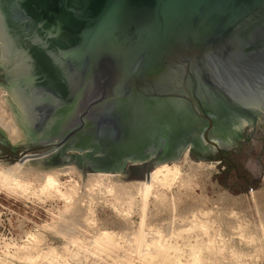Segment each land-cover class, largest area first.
I'll list each match as a JSON object with an SVG mask.
<instances>
[{
    "label": "water",
    "instance_id": "water-1",
    "mask_svg": "<svg viewBox=\"0 0 264 264\" xmlns=\"http://www.w3.org/2000/svg\"><path fill=\"white\" fill-rule=\"evenodd\" d=\"M0 66L20 137L12 157L21 163L73 164L83 180L93 172L143 181L189 148L194 162L221 160L210 177L213 189L237 195L259 184L264 0H0ZM214 104L253 121L242 117L241 138L228 149L214 130ZM30 114L60 135L35 138L17 120ZM190 118L201 124L204 146L226 150L202 159L186 145L163 159L166 132ZM147 144L153 147L147 157L133 155ZM96 148L132 157L115 172L68 160Z\"/></svg>",
    "mask_w": 264,
    "mask_h": 264
},
{
    "label": "rangeland",
    "instance_id": "rangeland-1",
    "mask_svg": "<svg viewBox=\"0 0 264 264\" xmlns=\"http://www.w3.org/2000/svg\"><path fill=\"white\" fill-rule=\"evenodd\" d=\"M6 96L7 92L0 87V118L2 119V117H6V120L11 121L12 119V121L15 122L12 112L5 102ZM16 145L17 144L14 145L9 141H6L4 147L0 145V165L8 168L10 165L16 162L21 163L12 157L11 148L13 150ZM188 153L189 148H186L180 159L162 163L153 168L155 169L157 167H160L161 165L168 164L170 167H177L179 171L173 183H171L168 187L158 186V190L153 191V194H155L157 198L151 196L149 198L147 206V223H151H149V226H153L152 230L156 232L159 231V233L161 234H165V232H167L164 240L166 242L169 241L179 246V249H171L167 253L169 255V259L166 262L163 259V253H159L152 258L146 257L145 259H141L136 251L133 252L131 248H129V245L125 242L126 236L128 235V232L135 234L140 222V207L137 201L138 199L133 200V203H128L123 199L116 197L115 195H112L110 193L108 194L107 190L105 189L107 186H113L115 189H117L121 188L124 185H133L141 180L116 182L114 179H112V177L119 176V174L93 172H85L83 180L82 174L75 168V166L73 164H69L67 166L52 169H39L29 165H21V169L23 167H25L23 168V170L27 169V171L24 172L23 176L28 174L30 176V182L32 183H35L34 177H36V175L32 174L33 172L31 170L38 172H53L55 179L61 186L66 187L72 186V184H77L80 187L81 192H84L87 188V185L89 184L88 187L93 191L97 198L95 197L96 200L85 199L82 207H84V209L86 210H84V217L87 219V221H89V219L91 220V222L93 221L92 223H90L91 225L89 224L90 226L88 225L83 229L78 230L76 234L71 236L62 237L59 235H53L45 229V226L46 224L52 226L54 224V220H57L58 213L63 210V203L61 201L46 200L42 202L32 197H30L29 199H24L9 195L5 192H1L0 264H31L30 262L22 261L21 259H19L20 257H22L24 250H30V248H33L31 249L33 250V252L36 251L34 252V254H36L37 256H35V261L37 264L46 263V256L49 255L50 252L55 253L59 257H62L65 260L66 264H178V262L186 264L190 262V247L188 245H193L196 242L203 243L207 240V238L200 231H197V229L181 232L180 236H172L171 231L173 230V228L171 227V224L173 225L174 223L176 225V223H180V220H178L180 219L179 216L184 214L189 215V213L192 211V208H195L196 203L200 202L203 203V205L208 209L210 208V206H212L211 203L214 202V207H216L214 214L216 215L215 217H218L219 219H223L224 217L225 219L232 221L236 220L237 222L241 223V221L243 222V220L239 219V217L235 215L236 212H238L241 213V215L243 214L244 217L246 216L251 224L258 225L260 222L259 220L261 219L260 212L256 213L257 210H255V207L253 206L250 193L251 191L259 190V195L257 196V207L258 209L261 206L264 207V165L262 166L259 184L255 189L251 191H245L237 195H232L224 187L213 189L211 186L210 177L218 173V170L215 168V166L220 164L221 160L209 162H202L198 160V162H194L189 158ZM194 163L202 165L203 168H201L202 170H198L196 173H190V164ZM67 167H72L73 170H68L67 172H65L66 169H68ZM23 170L20 171L22 172ZM99 174L106 175V178H104L101 183L96 182L98 180L97 175ZM37 185L38 184L35 183V186ZM160 190L164 192V195H166L164 196V198L158 197L159 192H161ZM129 191H131V193L134 192L132 188ZM132 196L136 197L134 193ZM169 196L172 198V200L171 198H169ZM165 199H170L172 204L170 201V203H164ZM210 201L211 203H209ZM170 204L174 206H171ZM158 205L160 208L158 207ZM155 207H158L159 209ZM262 207L261 209H263ZM261 209L259 210L261 211ZM224 210L225 212H228L225 213ZM84 222L85 220L81 221L82 224ZM167 224L169 227L167 226ZM122 227L124 228V230L126 228L130 231L126 230V232ZM215 227L214 230L217 229V227ZM100 230H106L109 233L112 232L110 240L100 243L98 242L96 243L97 245L94 246H88L87 243L91 240H94ZM168 230H170V233ZM145 231L147 232L148 230L145 229ZM124 232L126 234H124ZM223 234H226V232H224ZM116 236L118 237L116 238ZM233 238L235 245H233V248H235L236 250L238 249L237 251L246 254V258H248L247 260H249L248 263L250 262V264H264V253L263 251L262 253L259 252L260 250L257 248L258 246L251 244L248 245L242 240H239L240 238L238 236H233ZM28 239L29 242L27 241ZM7 245L8 251L6 249ZM77 250L78 252L81 251V253H76ZM73 255H75V257ZM224 258V261L228 264H232V262H234L233 264H242V262H235L234 259H230V257L225 256Z\"/></svg>",
    "mask_w": 264,
    "mask_h": 264
},
{
    "label": "bare ground",
    "instance_id": "bare-ground-1",
    "mask_svg": "<svg viewBox=\"0 0 264 264\" xmlns=\"http://www.w3.org/2000/svg\"><path fill=\"white\" fill-rule=\"evenodd\" d=\"M5 118H3V117H2V119L0 118V131L2 132L4 138L7 141H9L10 143H12L14 145L18 144L20 137H19L17 125L15 124L14 121H12V119H11V121H9V120H6ZM21 165L25 166L26 164L16 162V163L10 165L8 168H5L2 165H0V193L5 192L9 195L16 196L19 198H24V199H29L30 197H32V198H35L36 200L42 201V202H44L46 200L61 201L63 203V210L58 213V218H57V220H54V222H53L54 224L52 226L51 225L49 226L48 224H46L45 229L47 231H49L53 235H59L62 237H67V236H71V235L76 234L78 232V230L83 229L84 227L88 226L90 223L93 222V221L91 222L90 219H89V221H87V219L84 217L85 216L84 215L85 209H84V207H82L85 199L96 200V198H97L95 196V194L93 193V191L88 187L89 184L87 185V188L85 189V191L81 192L80 187L77 184H72V186H66V187L61 186L57 182V180L55 179L53 172H38V171L31 170L33 172L32 174L36 175V177H34V178H35V183L38 185L35 186V183L30 182V176L27 173L26 174L28 176L27 175L23 176L24 172L27 171V169L23 170V168H25L23 166H22L23 168L21 169ZM201 168H203V167L200 164H196V163L190 164V171H191L190 173H196ZM20 170H23V171L21 172ZM68 170H73V168L69 167L68 169H66L65 172H67ZM178 173H179V171H178L177 167H170L168 164H165V165H161L160 167H157V168L153 169L151 172H149L147 180L144 179L143 181L136 182L133 185H124L121 188H117V189H115L113 186H107L105 188L107 190L108 194L110 193L112 195H115L116 197L121 198L128 203H133L132 202L133 200L138 199L137 201H138V204L140 207V216H139L140 222L138 224V229H136L137 232L135 234L128 232V235L126 236L125 242L129 245V248H131V250L133 252L136 251V253L139 254L141 259L142 258L145 259L146 257L152 258V257L158 255L159 253H163V259L166 262L169 259V255L167 253L171 249L172 250L179 249V246H177L176 244H173L172 242H169V241L166 242L164 240V237L166 236L167 232H165V234L164 233L161 234V233H159V231H157V232L153 231L152 230L153 226L150 227L149 226L150 222L147 223V217H148L147 216L148 215L147 214V206H148L149 198L151 196L154 198H157V196H155V194H153V191H157L158 186H162V187L167 186L168 187L171 183H173V181L177 177ZM104 178H106V175L99 174V175H97L98 180L96 182L101 183L104 180ZM131 188L134 191L132 193H131V191H129ZM133 193L136 197L132 196ZM258 193H259V190L258 191H251V193H250L251 197H252L253 206L255 207V210H257L256 213L260 212L261 219L259 218L260 222L258 225L251 224L249 219L246 218V216L244 217L243 214L241 215V213H238V212H236V214L234 212V214L237 217H239V219L243 220V222L241 221V223L237 222L236 220L232 221V220L225 219L224 217H223V219H219L218 217H215L216 215L214 214V212L216 210V207H214L215 203L214 202L211 203V201L209 203H211L212 206H210L209 209L206 206H204L203 203L198 201L200 203H196L195 208L194 207H193L194 209L192 208V211L189 213V215H185V214L180 215L179 216L180 219H178V220H180V223H178V224L176 223V225L174 223H173V225L171 224V227L173 228V230L171 231L172 236L173 235H175V237L177 235L180 236L181 232H186L187 230L189 231L192 229H197V231H200L207 238V240L203 243L196 242L193 245H191V244L188 245L190 247V250H189L190 262L186 263V264H228L227 262L224 261L225 256L230 257V259H234L235 262H240V263L242 262V264H250V262L248 263L249 260H247L248 258H246V254L241 253V252L237 251L238 249L236 250L235 248H233V245H234L233 236L234 237L238 236L240 238L239 240H242L244 243H246L248 245L251 244V245L258 246L257 248L260 250L259 252L262 253V251H263V253H264V249H263L264 248V207L261 206L263 208V209H261V207L259 206L260 207L259 209H261V211L257 207V202H258L257 196L259 195ZM130 194H132V195H130ZM164 196H166V195H164V192H162V191L159 192L158 197L164 198ZM169 198H171V197L169 196ZM171 200H172V198H171ZM198 200H200V199H198ZM169 201H170V199H165L164 203H170L171 201L170 202ZM171 204H172V202H171ZM84 206H85V204H84ZM171 206H174V205H171ZM158 207H159V205H158ZM158 207H155V208H158ZM173 209H174V207H173ZM173 209H171V210H173ZM227 210H228V208H227ZM231 211H233V210H231ZM224 212H225V210H224ZM227 212L228 211H226L225 213H227ZM223 215H225V214H223ZM149 216H150V214H149ZM83 220H85V222H84L85 224L81 223V221H83ZM93 220H95V219H93ZM111 221H110V223H111ZM129 226H131V225H129ZM167 226H168V224H167ZM215 226L217 227V229L214 230ZM154 227H156V226H154ZM224 227H225V230H224ZM41 229H43V228H41ZM145 229H147L148 231L146 232ZM123 230H124V228H123ZM126 230L127 229L125 228L124 231H126ZM97 231H98V229H97ZM127 231H130V230H127ZM168 231L170 233V230H168ZM224 232H226V234H223ZM111 233L107 232L106 230H100L98 232V235L94 238V240H91L87 243L88 246L97 245L96 243H98V242L100 243V242H104V241H109L110 237H111ZM124 234H126V233L124 232ZM124 234H123V237H124ZM117 237L118 236H116V238ZM169 238H170V236H169ZM32 239H33V237H32ZM27 241L29 242V239ZM34 241H35V239H34ZM41 241H43V240H41ZM36 243H37V241H36ZM8 245H7L6 249L8 248ZM31 249H33V248H30V250L25 249L24 253L22 254V257H20L19 259H21L22 261L30 262L31 264H37L35 261L36 254H34V252H36V251L33 252V250H31ZM7 251H8V249H7ZM20 251H21V249H20ZM79 252L81 253V251H79ZM79 252L77 250L76 253H79ZM76 253H75V255H76ZM256 254H257V252H256ZM38 255H40V254H38ZM75 255H73V256L75 257ZM44 259H45V256H44ZM147 263H149V262H147ZM233 263L234 262H232V264ZM42 264H66V262L62 257H59L58 255H56L53 252H50V254L46 256V263H42ZM178 264H183V263L178 262Z\"/></svg>",
    "mask_w": 264,
    "mask_h": 264
},
{
    "label": "flooded vegetation",
    "instance_id": "flooded-vegetation-1",
    "mask_svg": "<svg viewBox=\"0 0 264 264\" xmlns=\"http://www.w3.org/2000/svg\"><path fill=\"white\" fill-rule=\"evenodd\" d=\"M0 87L6 89L8 92V86L5 78V73L3 68L0 66ZM9 96V101L12 102V99ZM13 103V102H12ZM14 106V103H13ZM13 111L17 113V109L13 108ZM211 112L213 114V122H214V130L216 131L217 136L222 140L224 147L226 149L230 148L234 142L241 138V122L243 119L248 121L250 126L252 124L251 116H244L240 111H232L230 109H223L220 105H212ZM30 118L22 119L17 118L18 121L22 120L23 123L27 126V128L35 130V138L46 136L47 134L54 133V135H60V131L55 128V126L47 127L45 130V126L48 125L44 120V117L39 119L33 117V115H29ZM242 117H244L242 119ZM16 118V117H15ZM248 126V125H247ZM244 126V127H247ZM201 129V124L195 119L190 118L184 120L182 123L178 124L174 129L166 132V136H164V141L166 143V150L163 153V159H171L177 156L182 148L186 145H189L192 153L200 156L202 159L205 155H215L218 154L220 156L222 150L213 151L210 148L204 146L199 137V132ZM33 130V131H34ZM6 139L4 138L2 132L0 131V145L5 146ZM12 147V146H11ZM153 150L151 144L142 145L141 147H137V152L133 153V155L147 157ZM12 152V148H11ZM93 154H74L69 155L68 160L70 158L76 160L77 166L81 167L82 165L85 168L91 170V167H102L106 172H115L120 170L119 168L125 162V166L128 162L125 160L127 157H132L130 155H123L119 153H115L112 150H106L102 148H96ZM66 162V161H65ZM141 169V168H140Z\"/></svg>",
    "mask_w": 264,
    "mask_h": 264
}]
</instances>
